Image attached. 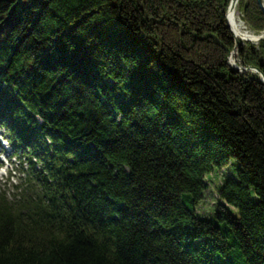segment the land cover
Returning <instances> with one entry per match:
<instances>
[{
	"label": "trees",
	"instance_id": "16d2710c",
	"mask_svg": "<svg viewBox=\"0 0 264 264\" xmlns=\"http://www.w3.org/2000/svg\"><path fill=\"white\" fill-rule=\"evenodd\" d=\"M230 1L0 0V126L24 158L0 264H264V83L228 63ZM238 48L264 73V39ZM232 160L239 215L200 218Z\"/></svg>",
	"mask_w": 264,
	"mask_h": 264
},
{
	"label": "rangeland",
	"instance_id": "374dc122",
	"mask_svg": "<svg viewBox=\"0 0 264 264\" xmlns=\"http://www.w3.org/2000/svg\"><path fill=\"white\" fill-rule=\"evenodd\" d=\"M238 12L240 14V17H242L241 16L242 11L240 10V8L238 9ZM245 25L249 29L248 31H250L253 34L256 33V31L251 29L246 23ZM238 40L240 41V42L238 41V46L234 40L235 47L233 51H236V48L238 49L239 43H241L242 45L253 44L256 47H258L259 45V42L243 41V40H240L239 38ZM240 60L241 58L239 57V54H238L236 57V62L239 65H240ZM229 62H230V58H228V63ZM229 65L231 66L232 64L230 63ZM248 72L253 73L252 71H248ZM23 162H24V158L21 159V154H16V150L13 149L11 145L7 142V139L5 138L4 129L3 127L0 126V164L4 165L3 170L5 173L2 179H0V187L8 190L10 193L14 192L13 185H15L16 183H20L19 178L23 176V174L20 172L21 165ZM238 165L239 164L236 160H232L230 165H228L227 167H224L222 169H216L214 170V172L206 176L205 182L207 185V189L203 192V199L201 200L196 210L200 218L214 217L216 212L220 208V204H223L224 206H226V208L233 215L235 216L239 215L237 208L223 202L219 198V195H218L219 187L223 184V182L227 178L234 177L236 175V170L238 168ZM23 167H26V166L23 165Z\"/></svg>",
	"mask_w": 264,
	"mask_h": 264
},
{
	"label": "bare ground",
	"instance_id": "6f19581e",
	"mask_svg": "<svg viewBox=\"0 0 264 264\" xmlns=\"http://www.w3.org/2000/svg\"><path fill=\"white\" fill-rule=\"evenodd\" d=\"M239 2L240 0H233L231 7L228 11V22L235 35L237 36V39L239 38L243 41L259 42L260 39L264 38V32H256L255 34H253L248 31L249 29L246 27L245 22L243 21L242 17H240V14L238 12ZM236 57L237 52L234 51V53H232V55L230 56V63L234 67H239V64L236 62Z\"/></svg>",
	"mask_w": 264,
	"mask_h": 264
},
{
	"label": "water",
	"instance_id": "95a60500",
	"mask_svg": "<svg viewBox=\"0 0 264 264\" xmlns=\"http://www.w3.org/2000/svg\"><path fill=\"white\" fill-rule=\"evenodd\" d=\"M232 2H233V0H231V3H230L229 8H228V11H229V9L231 7ZM257 2H258V5H259L262 13L264 14V0H257ZM228 11H227V14H226L227 24H228V27L230 28V30L232 31L233 36H234L235 43L238 46V41L239 40L237 39V36L235 35L234 31L232 30V28H231V26H230V24L228 22ZM262 39H264V38H262ZM236 52H237V55H238L239 54V48L238 49L236 48ZM232 53H234V51H231L229 53V55L231 56ZM230 56H229V58H230ZM229 64H230V62H229ZM239 66L240 67H234V66L231 65V68L234 69V70H236V71H239L241 73H246L248 71H252L253 73L258 74L259 77H260V81H262L264 83V73L262 71H260L259 69L255 68V67H245L244 62L241 61V60H240V65Z\"/></svg>",
	"mask_w": 264,
	"mask_h": 264
}]
</instances>
